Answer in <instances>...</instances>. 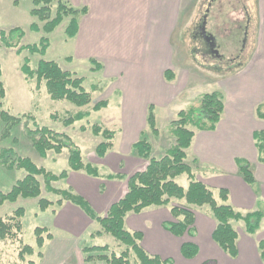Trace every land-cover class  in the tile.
<instances>
[{"label": "rangeland", "instance_id": "374dc122", "mask_svg": "<svg viewBox=\"0 0 264 264\" xmlns=\"http://www.w3.org/2000/svg\"><path fill=\"white\" fill-rule=\"evenodd\" d=\"M33 1L0 0V30L21 27L25 34L19 46L37 44L40 37L45 35L41 28L43 22L30 13L34 7ZM63 1L75 9L83 7L80 0ZM97 1L100 3V0ZM127 2L128 0L116 1L114 7L117 11H110L108 18L93 14L84 19L85 12H78L76 17L79 34L68 39L64 33L70 20V16H67L58 27L47 34L49 45L44 52L32 53L24 48L18 53L15 48H6L0 43V80L5 89L2 108L11 115L21 117V122L14 126L8 135H4V124L0 121V149L11 147L19 156L29 157L38 166L59 174L69 169L68 150L64 149L59 154L48 151L45 157H41L25 134L26 129H33L36 124L47 126L57 132L66 133L80 148L84 162L93 161L100 165L99 178L105 180L102 176L114 174V170L96 156L95 147L102 139L90 132L93 124L99 123L116 130L114 149L126 153L133 138L138 134L136 128H145L143 131L149 132L144 110L149 102H152L159 135L155 137L148 133V138L152 144V156L160 157L174 143L170 121L176 117L179 110L196 107L200 94L213 90L222 91L225 101L229 102V110L235 100H241L245 105L252 99L259 100L264 95V91L255 90V87L264 90V73L252 74L249 66V61L261 40L259 21L261 12L258 0H186L187 5L191 4L182 11L165 12L164 17H160L159 12L152 11L151 19L148 18V13L133 11L137 7L134 0H132L134 5L130 8L133 12L126 11ZM98 3L93 6L95 12ZM52 5V11L55 12L56 3ZM109 6L111 7V4ZM141 16H144L145 23L136 22L137 17ZM170 18L172 22L178 18L177 23L175 20L177 25L173 28L164 24ZM161 20L164 21L162 27L159 22ZM33 23L39 26V31L32 29ZM90 57H96L95 60L102 67L93 70L94 65ZM40 59L54 60L63 69L73 71L82 77L83 86L92 95L91 104L78 108L66 100H53L44 81L38 83L35 77L27 79L22 71L23 63L28 60L31 67L35 68ZM165 69L172 70L175 75L171 82L163 75ZM158 82L161 83L159 87ZM156 87L162 88L169 98L168 101L163 104L157 101L159 98H156V92L153 91ZM239 88L241 91H238ZM240 94L243 97H237ZM99 100H107V106L99 111H92L91 106ZM84 109L90 111L89 116L72 125L66 126L60 120L63 116ZM55 115L58 119L54 118ZM248 119L253 122L250 124L252 127L258 126L256 121L259 119L255 114ZM81 126L87 129L82 131ZM130 149L131 152L125 157L130 158L128 166L124 169L126 173H118L125 177L136 170L140 171L138 169L143 170L146 165L145 161L138 162L132 147ZM186 160L189 163L193 162L191 157L190 159L186 157ZM102 163L104 164L101 165ZM193 164L196 167L195 163ZM197 172L194 169V173ZM77 173L83 174L85 171ZM24 175L23 169H8L0 163V191H9ZM38 178L42 181V177ZM118 180L121 181L119 178ZM69 181L64 178L52 185L60 190H72L68 185ZM176 181L186 187L188 182L186 174L176 177ZM121 188L123 191L127 189L124 186ZM41 196L53 202L45 210L38 207V198H18L15 202L6 201L0 205V218L3 219L11 215L17 207L25 209L18 239L0 240V264H30L31 261L33 264H42L36 253L26 254L23 258L18 257L24 245L36 248L34 232L36 227L48 228V232L56 238L59 233L62 235L67 233L56 224V215L60 213V204L56 201L59 196L43 189ZM173 201L171 202L173 204L181 202L175 199ZM205 207L208 209V206ZM197 208L195 211H198ZM169 209V206H153L146 209L142 220L137 219L138 223L154 233L155 224L160 221L158 220L160 214L164 215V218L171 217ZM232 223L234 226L239 225L235 221ZM99 228V224L93 221L87 225L84 233L80 231L75 238L80 248L77 250L78 255L76 251L71 252L66 257L68 262L64 264H87L84 263L81 253V248L86 246L108 245L109 251L116 254L125 248L110 234L102 233L101 236L90 234ZM49 242L52 241L45 239L41 252L45 254L48 252ZM171 258L174 261V258ZM131 259H135L133 254ZM47 261L45 260L43 264H47Z\"/></svg>", "mask_w": 264, "mask_h": 264}, {"label": "trees", "instance_id": "16d2710c", "mask_svg": "<svg viewBox=\"0 0 264 264\" xmlns=\"http://www.w3.org/2000/svg\"><path fill=\"white\" fill-rule=\"evenodd\" d=\"M53 3H56L55 12L52 11ZM34 7L30 13L39 21L43 22L41 28L45 35L41 36L39 42L30 45H20L24 37V30L21 27H12L8 30H0V43L6 48H15L20 53L24 48L32 53L44 52L49 45L47 34L58 27L62 21L70 16L64 33L67 39L74 37L78 32V12H87L85 7L75 9L68 2L63 0H34ZM32 29L39 31L37 24L31 25ZM94 65L93 70L101 68V64L94 58H90ZM22 71L28 78H36L37 82L44 81L49 96L53 100H66L78 108L91 104L92 95L83 86V78L75 72L63 69L54 60L40 59L35 68H32L26 60L22 65ZM1 73V70H0ZM164 77L171 81L175 75L170 69L164 71ZM5 89L0 80V121L4 124V135L21 122L20 116L11 115L2 108ZM107 100H99L91 106L92 111H99L107 106ZM224 111V94L222 91L213 90L200 95L199 104L188 109H181L176 117L170 121V128L174 136V143L169 146L160 157L152 156V144L149 141L148 133L155 137L159 135L156 125V116L153 104L147 106L146 127L149 131L141 132L139 138L132 144V152L138 158L146 162L143 170L136 171L128 176L125 194L116 202L110 205L104 215L96 213L87 200L72 190H60L53 187V183L68 176L69 171L78 172L84 170L87 175L99 177V169L90 162H84L80 148L74 144L70 137L63 132H57L47 126H39L26 129V136L30 139L35 151L45 157L48 151L57 154L64 149L68 150L69 169L59 174L47 171L44 167L35 164L31 158L19 156L13 148L5 147L0 149V163L8 169H23L25 175L18 179L7 192L0 191V205L4 202H15L18 198L36 199L40 210H45L53 202L47 197H42V189L58 195L57 204L62 201L70 202L78 206L84 214L92 221L99 224L91 235L102 233L110 234L119 244L125 246L118 254L109 251L108 245L86 246L81 248L84 263L87 264H173L171 257L162 258L157 254H151L142 246L143 233L140 230H129L125 226L127 214H140L144 209L169 206L171 219L164 220L161 226L164 230L176 237L184 235L194 236L195 231V208L208 206L216 225L211 237L215 244L229 257L237 256L236 240L237 230L233 227L232 221H241L247 234L253 235L260 226L264 217L261 210H255L242 214L236 211L230 204H227L228 192L221 188L212 190L205 183L198 180L192 170V166L186 160V149L192 143L194 129L214 130ZM87 109L78 110L60 118L66 126L72 125L89 116ZM258 119H264V101L257 105L255 111ZM58 119V116H54ZM85 131L87 128L81 126ZM90 132L102 140L96 145L95 153L98 158H103L106 152L112 147L116 130L109 129L101 124H93ZM253 140L259 152V159L264 163V130L253 132ZM238 172L242 179L249 183L254 181L251 165L245 160H236ZM186 174L188 184L181 186L176 177ZM42 177V181L38 177ZM106 179L125 178L122 174H107L102 176ZM43 183V187H42ZM180 203H171L173 200ZM25 209L17 207L15 211L5 219L0 218V240L18 239L21 232V218ZM36 248L24 245L18 253V257L37 254L41 259L40 249L44 246L45 239H52V234L46 227H36ZM198 245L193 241H185L180 245V254L185 259L193 258L198 253ZM259 257L264 262V239L257 243ZM133 254L135 259H131ZM33 264V262H29Z\"/></svg>", "mask_w": 264, "mask_h": 264}, {"label": "crops", "instance_id": "0c3cea01", "mask_svg": "<svg viewBox=\"0 0 264 264\" xmlns=\"http://www.w3.org/2000/svg\"><path fill=\"white\" fill-rule=\"evenodd\" d=\"M96 1L97 0H80V4L87 8V12L83 14L84 19L87 16L89 17V15L93 16V14L108 18L110 11H115L114 3L118 0H106L105 2L100 0V3ZM134 1L137 2V7H135L133 11L148 13L149 19H151L150 12L152 11H157L160 13V17H164L165 12H179L182 11L184 7H188L191 4L187 5L186 0ZM258 1L259 11L261 12V16L259 18L261 26V40L257 45L256 52L252 55L249 61L250 64H248L252 74L255 73L256 75H261L262 72L264 73V0ZM90 3H92L91 6ZM97 3L98 9H96L95 12L93 6ZM110 4L111 7L109 6ZM133 5L134 3L132 0H128V8L126 11L133 12L130 11V8ZM103 13H106L105 16L102 15ZM175 20L172 22V18H170L167 20V23H164L163 20L159 22L161 23V27L164 23L168 27L173 28L177 25L176 23L178 18L176 23ZM145 21L144 16H141L140 18L137 17L136 20V22L140 23H145ZM79 27H81V25ZM162 31L164 33V28ZM78 32L77 34H79ZM162 35H160V38ZM90 58L96 59V57ZM159 84L161 86V83L158 82V87ZM158 87L153 88V91L156 92V98H159L157 101L163 104L168 101L169 98L163 92L162 88ZM255 90H258V92L264 91L256 87ZM238 91H241V88H239ZM237 97L241 98L243 95L240 94ZM263 98L264 95H262L259 100L253 101L252 99L249 102L251 106H248L250 105L249 103L243 105L241 100H235V103L231 105L230 110L229 102L227 103L224 98V111L214 130L199 131L194 129L195 133L192 143L190 147L186 149V157L188 159L191 157V160L193 161L190 165L198 171L196 174L194 173L196 178L205 183L212 190H218L221 188L226 189L228 192V200L226 203L230 204L236 211H239L242 214L255 210H261L264 213V163L259 159V152L253 140L254 131L264 130V119L256 121L258 126L254 125V127L250 125L253 122L248 119L250 116H254L256 107L264 101ZM149 104H152V102H149ZM147 106L144 110L145 115L147 112ZM144 129L145 128L135 129L139 135L137 134V136L133 138V141L130 143V147H132V144L139 138ZM130 147L127 148L126 153L122 150H120L122 153H118L120 151L114 149L113 143L112 147L106 152V155L99 159L103 160L106 165L108 164L114 170V174H125L126 172L124 169L128 166V160H130V158L125 157L127 153L131 152ZM135 158L138 162L144 161L141 158ZM237 159L245 160L251 165L254 176V181L252 183L248 184L240 176L236 164ZM91 163L100 167V165L96 162L92 161ZM193 163H195L196 167H194ZM130 175L131 174L127 175L125 178H121V181H119L116 178H105L104 180L99 177L93 178V176L85 173L80 174L74 171H69L66 179L68 181L70 180L68 185L71 187L72 191L84 197L92 209L102 216L107 212L111 204L118 201L125 194L126 190L123 191L121 186H124L126 189V180ZM89 176L91 178H89ZM59 208L60 213L56 215V224H59V226L67 231V233H65V235L59 233L58 238L52 236V239L48 240L52 242H49L48 244V252L46 254L44 252L42 253V264L45 260H48L47 264H64L68 262L66 261V257L71 252L76 251V255H78L77 250L80 248L79 243L75 240V238L80 231H83L84 233L87 225L92 224L93 222L86 217L84 212L78 206L70 202L62 201ZM145 210L146 209H144L140 214H127L125 218L126 228L129 230H140L143 233L142 246L146 249V251L151 254H157L162 258L173 257V264H264V262L261 261L257 250L258 241L264 239V217L260 222L259 229L253 235L245 232L244 225L241 221H235L239 223V227L234 226L232 223L233 227L237 230L238 237L236 240L237 256L235 258H231L212 240L211 234L215 228L216 222L211 216L210 210L205 206L198 207V211H195L194 225L196 234L194 236L184 235L182 237H176L162 228V221L169 220L171 218H164V215L162 214L158 217V220L160 221L155 224L156 228L154 233H152L151 230H146L141 227L137 219L142 220ZM81 225L84 227H81ZM185 241H193L198 245L199 250L195 257L185 259L181 256L180 245Z\"/></svg>", "mask_w": 264, "mask_h": 264}, {"label": "flooded vegetation", "instance_id": "af4514ba", "mask_svg": "<svg viewBox=\"0 0 264 264\" xmlns=\"http://www.w3.org/2000/svg\"><path fill=\"white\" fill-rule=\"evenodd\" d=\"M209 44L211 45V41H209ZM214 50V48L213 49H211V51H213Z\"/></svg>", "mask_w": 264, "mask_h": 264}]
</instances>
